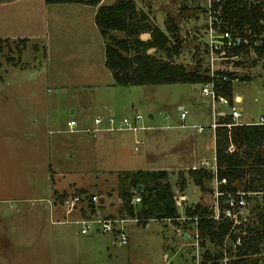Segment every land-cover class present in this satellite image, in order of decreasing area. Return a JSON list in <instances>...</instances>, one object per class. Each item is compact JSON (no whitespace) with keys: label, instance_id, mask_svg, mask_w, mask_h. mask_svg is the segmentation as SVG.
Masks as SVG:
<instances>
[{"label":"rangeland","instance_id":"rangeland-1","mask_svg":"<svg viewBox=\"0 0 264 264\" xmlns=\"http://www.w3.org/2000/svg\"><path fill=\"white\" fill-rule=\"evenodd\" d=\"M113 1L105 0L104 4ZM134 1L136 10L144 11L149 22L160 28L164 29L168 16L179 22L184 39L180 57L173 61L187 69L207 70V0ZM263 1L255 2L261 6ZM0 2V17L10 21L20 16L18 19L23 20L27 31L36 28L44 33L47 17L40 6L24 0H11L8 6ZM46 13L54 19L47 27L51 32L49 43L21 41L18 37L0 39V264H160L163 253L169 254L171 264H264V236L256 252L237 254L232 236H240L244 226L233 227L221 243L209 239L202 230L195 236L193 224L188 220L182 223L180 218L148 219L147 226L128 222L124 244L112 243L110 235L79 233V225L74 221L78 212H69L59 205L58 196L83 189L105 196L107 205L98 206L101 212H122L117 197L123 185L124 169L149 165L143 157L145 142H139L138 149H133L134 138L147 131L100 130L92 134L68 130L65 120L70 116L76 118L84 109L81 116L87 118L77 122L79 128L89 126L96 114L102 118L107 114L131 117L137 112L141 115L139 125L175 123L180 112L178 106L182 105L186 124H207L211 119L210 95L201 92V83L115 84L101 62L104 52L101 53L97 38L89 35L91 44L66 40L67 37L75 40L74 30L86 24L88 13L76 4L55 6ZM5 20L0 21V29L18 27L15 21L1 24ZM109 33L117 37L125 35L122 31ZM147 36L146 32L140 34L142 39ZM196 39L199 46L192 51L191 40L196 42ZM251 49L252 46L243 49L241 59L235 62L255 65L257 57ZM147 52L166 59L161 50ZM259 65L264 67V59ZM252 77L232 82L233 92L242 94V100L237 103L241 109L237 121L256 122L260 115L264 116V72L256 71ZM81 79H92L94 84L79 88L67 85ZM219 107L228 111L225 106ZM73 108H78L77 112L72 113ZM164 132L157 134L152 148L167 143ZM126 143L132 148L130 155L122 153L121 147ZM259 148L264 157V143ZM93 170L99 171L96 176ZM248 179H253L250 173ZM86 181L90 188L82 186ZM254 184L251 180L249 186ZM192 186L190 183L189 189ZM175 191L178 196V189ZM263 202L255 193L250 197L248 210L242 212L246 229L254 233H264V222L259 220L264 211ZM203 204L210 209L212 200L207 199ZM80 205L75 208L81 207L82 212L94 206ZM177 209L182 212L179 214H184V208ZM176 225L190 236L177 235L173 229ZM205 251L220 256L206 260ZM237 258L243 261L232 263Z\"/></svg>","mask_w":264,"mask_h":264},{"label":"trees","instance_id":"trees-1","mask_svg":"<svg viewBox=\"0 0 264 264\" xmlns=\"http://www.w3.org/2000/svg\"><path fill=\"white\" fill-rule=\"evenodd\" d=\"M46 3L58 2H80L86 4H97L99 0H44ZM258 1V0H254ZM225 12L223 16L224 26L230 29L234 35L246 36L247 43L239 42L233 48L234 52L252 46L257 56L264 53V41L253 44L255 37L252 33L259 34L264 31V1L260 6L256 2L248 0H225ZM259 20L263 22L260 23ZM94 23L104 42L103 65L110 71L113 82L118 85H143V84H162V83H209L212 82V89L215 95L225 96L229 101L232 100V83L222 79L221 75L228 77L235 75L231 72L216 71L213 76L207 71L197 69H187L184 64L173 61V57L181 52L183 38L178 34L179 28L168 16L164 22L162 30L155 24L149 22L148 15L142 10H136L133 0H114L109 4H100L94 13ZM122 31V37H117L109 31ZM244 30H249L248 34ZM147 33V38L142 39L141 33ZM25 39L21 38V41ZM149 48L154 51L161 50L165 53L166 59L153 56L147 52ZM239 79H246L239 76ZM232 122L231 117L224 116L220 119L219 125L214 128L215 136V165L216 176L233 179L242 175L243 167L247 166V171L254 178L259 176L256 184L264 187V157L260 152V146L264 143V124H245L236 123L227 127L224 123ZM236 144L241 154L236 151L228 152L229 143ZM241 146V148H240ZM250 158V162L246 159ZM187 174L193 183L202 188V179L210 176L204 168H189ZM122 176V187L119 196L124 202L126 212L137 218V222L144 225L148 219H170L180 217L175 204V197L171 185L167 180V172L163 169L147 170H125ZM177 184L180 189L184 186L182 172L177 173ZM137 184H141L139 195L141 200L138 204L130 203L133 194L132 189ZM79 191H84L80 189ZM61 197V194L58 196ZM184 215L187 217L182 221L192 223L191 216H196V227L208 235L209 239L216 243H221L222 238L229 230L226 221H216L209 217L210 209L196 203L193 206L184 208ZM259 220L264 222V214L260 215ZM181 224V222H180ZM263 232L252 234H241L239 243L236 244L238 255H245L249 252H256L258 244L263 239ZM234 239L235 236H232ZM219 255L211 256L205 251L203 258L208 260L217 258ZM232 263H239L243 258L231 260Z\"/></svg>","mask_w":264,"mask_h":264},{"label":"built area","instance_id":"built-area-1","mask_svg":"<svg viewBox=\"0 0 264 264\" xmlns=\"http://www.w3.org/2000/svg\"><path fill=\"white\" fill-rule=\"evenodd\" d=\"M255 2L254 0H248V2ZM206 40L205 44L207 46V62L205 64V69L207 74L213 76L216 71L219 72H231L232 66L238 56L242 53L234 52L233 48L239 44L240 41L243 43H247L248 39L246 36H239L237 33L234 35L231 33L230 29L224 26V12H225V0H207L206 2ZM262 23V20H259ZM249 30H244L245 34H248ZM252 36L255 37L253 44L259 45L264 41V31L259 34L252 33ZM254 52L253 48L251 49ZM222 79L228 80L231 83L233 81H238L239 76L233 75L232 77H228L225 74L221 75ZM202 92H208L213 100H216L217 103L221 106H225L228 108V111L219 112L218 116H229L232 119V122L224 123L227 127L231 124H236V118L241 115V109L237 105V100L234 96H232V100L229 101L225 96L215 95L212 89V82L203 84L201 88ZM179 108V116L184 117L186 110L182 109V106H178ZM141 120V115L137 112L133 113L131 117L121 116L115 117L114 115L108 114L102 118V116L96 114L92 123L87 127L79 128L77 127V122L74 118H69L66 122L68 129L70 131L75 130H83L91 132L95 134L100 130L106 131H120L127 130L131 132H136L144 127V125H139L138 122ZM104 122L105 125L102 123ZM254 123L264 124V119L262 116L258 117V120ZM217 120L211 121L208 124H195L194 128L196 131L201 132L206 128H210L212 131L214 128L219 125ZM140 140L134 139V150L138 149ZM125 151H132V148L129 150L125 149ZM228 152L236 151L238 154H241V150L236 148L233 143H229L227 146ZM127 154V153H125ZM248 171L247 168L243 169L242 175L235 177L233 179H227L222 176L217 178L216 169L214 170V187L212 189V207L210 208L209 217L215 219L216 221H226L229 224V230L225 235H228L233 227L240 228L244 226L241 230V234H252L254 231L247 230L246 224H244L245 216L242 214L244 210H248L250 206V197H253L255 193L259 194L260 200H264V187L258 186V188H252L249 186L250 181L252 180L255 184L259 179V176L256 175L253 179H248ZM136 188V187H135ZM132 189L133 194L130 199V203L138 204L141 200L139 192ZM119 193V192H118ZM119 195V194H118ZM118 202L120 201L121 211H108L101 212L98 209V206L107 205L105 196H100L95 193H91L88 191H79V192H71V193H62L61 197L57 199V203L66 208L67 211L72 212V210H76L78 212L77 218L74 220L78 223L79 228L78 231L83 235H110L112 236V243L124 244L127 241V225L128 222L135 223L137 218L135 216L129 215L124 207V202L121 197H117ZM86 203L88 207L89 204H94L92 209L87 208L84 212L81 211V207L79 210L75 208L77 204ZM115 204L114 206H116ZM263 205L264 210V202ZM81 206V205H80ZM264 214V211L262 212ZM182 221L187 217L185 215L180 216ZM192 220V224L194 226V235L196 236L198 228L196 227V216L189 217ZM65 222L68 220H64ZM173 229L176 231L177 235L188 237L190 234L184 232L181 226L176 227L173 226ZM234 246L239 243V236L233 239ZM160 264H171L169 254L163 253V257L161 259Z\"/></svg>","mask_w":264,"mask_h":264},{"label":"crops","instance_id":"crops-1","mask_svg":"<svg viewBox=\"0 0 264 264\" xmlns=\"http://www.w3.org/2000/svg\"><path fill=\"white\" fill-rule=\"evenodd\" d=\"M0 1H3L4 2L3 4H6V5L12 3L11 0H0ZM24 1L32 2L31 4H36L37 6H40L41 9L44 11L45 17H47L46 23H45V31L43 30L44 33L41 34V32H37L36 28H33L31 31H27L25 29V27L23 26V20L21 18L18 19L20 16H16L15 20H13L11 18L10 21L7 20L8 19L7 17H0V21L4 20L6 18L5 21L1 22V24H3V25L8 24V23H12L13 21L18 23V27L17 26L16 27L7 26V27H4L3 29L1 28L0 29V39H4V38L13 39V38L18 37V38L28 39V41L30 40L32 42L41 41V42L47 44L50 42V37H51V32L47 29V27L49 25V21H54V19H50V17H48V14L46 12H48L50 8H53L55 6L62 7L63 5H72V4L75 5L76 4V5H79V7H81L83 10H85L88 13V16H90V17L88 20L85 21L86 24L83 25V27L81 29H75L74 30L73 37L75 38V40H73V38L69 39L68 37L66 38V40H69L70 42L80 41V42H85V43L91 44L93 42L92 40L89 39V35H91L93 38H97V41H100V43L99 42L98 43H99V46L101 47V53H102V50L104 52L103 38L101 37V35L97 29V26L94 23V13H95L97 6L100 4H104L105 0H99L98 3L94 4V5L93 4L80 3V2L46 3L44 0H24ZM146 1H148V0H145V2ZM0 3H2V2H0ZM77 3H79V4H77ZM134 3H135V1H134ZM5 16H6V14H5ZM9 17H11V16H9ZM170 17H172V16H170ZM172 19H173V17H172ZM175 23L179 28L178 34L184 39L183 34L181 33V27L179 25V22L177 21ZM9 27H11V28H9ZM161 29L163 30V28H161ZM112 32L116 33L119 31L113 30ZM195 34H196V32H195ZM195 41L196 42L191 40L192 51H194L196 49L195 46H197V47L199 46L198 39H196ZM95 49L99 50L98 47H95ZM48 50H49V48L47 46V48H46L47 55L49 53ZM152 50H153V48H152ZM98 53H99V51H98ZM179 57L180 56L178 55V56L173 57V59H178ZM251 57H253V56H251ZM255 57H257L256 58L257 63L255 65H248L247 63L234 62L233 66H232L233 73L238 75V76H245L246 80H250L253 78L252 75L256 71L261 70L264 72V67L262 68L259 65L260 60L264 59V53L261 56L255 55ZM239 59H241V56H238L236 61ZM103 60H104V57L101 60L102 63H103ZM206 62H207V57H206ZM257 73H259V72H257ZM239 80H243V79H239ZM92 84H94L92 79H89V80L81 79V81L77 80V82H73L72 84L70 83L67 85L68 86H78V88H79V86L84 87V86L92 85ZM171 84H175V83H171ZM202 93L209 94L208 92H202ZM231 93L236 98L237 103H239L242 100V94L234 93L233 90H231ZM210 102H211L210 103L211 106H210V108H208V110L211 113V115H210L211 119L209 120L208 123H210L211 121H214V120H217L219 122L220 119L224 117V116L219 117L217 115L219 112H223L222 108L219 107L221 105L217 104V101L213 100L211 98V96H210ZM202 104L204 107V105H205L204 102H202ZM100 105H101V108H104V103H101ZM180 106H182V105H180ZM205 108H207V107L205 106ZM182 109H184V108L182 107ZM77 110H78V108H76V109L73 108L72 113H74L75 111L77 112ZM82 111H84V109L79 111V112H81V115H82ZM81 115L79 113V114H77L76 118L73 116L68 117L65 120V125L67 126L66 122L69 118H74L76 120V122H79V123L84 122L86 120L85 118H87V117L84 118ZM260 116H262V115H260ZM185 117H186V112H185L184 117H180L178 115V121L175 123H171V122L157 123V124L156 123L155 124L154 123H146L144 125V127L140 130H145L147 132H143V134H141L139 138L135 137V138L139 139L140 142H142V141L145 142V145L147 146V148L144 151L143 157L145 158V162L149 164L148 166H146L144 168H136V169H147V170L163 169V170H165L167 172V180H168L169 184L171 185V189H172V192H173L174 197H175V204H176L177 208L180 206H181V208H186L189 206H193L196 203H200L202 205H205V204H203L204 201H206L207 199L212 200V189L214 187V170L216 169L215 156H214V151H215L214 130L212 131L210 128H206L204 131L198 132L194 128L195 124H190V123L186 124L184 122ZM262 117H264V116H262ZM253 121H254L253 119H250L248 121H236V122L237 123H245V124H253L254 123ZM155 129H158V130H155ZM161 131H165L163 137H164V141L166 139L167 143L155 145V147L152 148V141L158 137L157 134ZM103 136H101V137H103ZM133 142H134V140H133ZM153 142H155V141H153ZM147 143H149V144H147ZM123 145L124 146L121 147L122 153L125 149H127V150L131 149V146L129 144L126 143ZM124 153H127V155H130V154H132V151H129V152L125 151ZM189 168H204L208 172H210L209 177L202 179V184H203L202 188H199V186L194 184L192 179L187 174L186 171ZM136 169L125 168L124 171L125 170L131 171V170H136ZM178 171L182 172V177L184 178V181H185L182 189H180L178 187V184L176 181V176H177ZM98 172L99 171L96 172L93 170V174H95V176L98 174ZM190 183H192L193 186H192V188L189 189L188 186ZM82 186L83 187L84 186L89 187L90 185H88V181H86L84 184L82 183ZM176 188L178 189V196H177V193L175 191ZM197 188H198V190H197ZM44 198H46V197H42V196L40 197V199L42 201L45 200ZM190 198H194V199L190 200ZM187 199L189 202L187 201ZM48 208L49 209L51 208L50 204H48ZM51 211H53V208L51 209ZM179 213H182V212H179ZM183 215L184 214H180V216H183ZM166 219L168 220V218H166ZM147 224H146V226H147ZM176 227H177V225H176Z\"/></svg>","mask_w":264,"mask_h":264},{"label":"water","instance_id":"water-1","mask_svg":"<svg viewBox=\"0 0 264 264\" xmlns=\"http://www.w3.org/2000/svg\"><path fill=\"white\" fill-rule=\"evenodd\" d=\"M152 48H149L148 50H151ZM72 112V109H71ZM135 190L139 192L141 190V184H137Z\"/></svg>","mask_w":264,"mask_h":264},{"label":"bare ground","instance_id":"bare-ground-1","mask_svg":"<svg viewBox=\"0 0 264 264\" xmlns=\"http://www.w3.org/2000/svg\"><path fill=\"white\" fill-rule=\"evenodd\" d=\"M208 72V71H207ZM215 100H216V98H215Z\"/></svg>","mask_w":264,"mask_h":264}]
</instances>
